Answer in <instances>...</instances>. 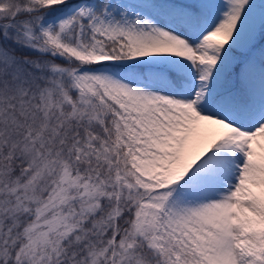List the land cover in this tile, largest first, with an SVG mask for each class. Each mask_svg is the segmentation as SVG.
<instances>
[{
  "label": "snow or ice",
  "instance_id": "6c2138e0",
  "mask_svg": "<svg viewBox=\"0 0 264 264\" xmlns=\"http://www.w3.org/2000/svg\"><path fill=\"white\" fill-rule=\"evenodd\" d=\"M0 264H264V0H0Z\"/></svg>",
  "mask_w": 264,
  "mask_h": 264
}]
</instances>
